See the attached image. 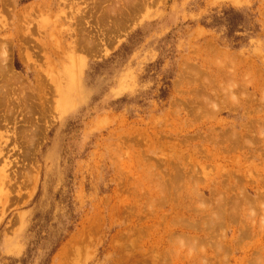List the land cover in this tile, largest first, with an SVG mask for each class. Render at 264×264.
<instances>
[{
	"label": "rangeland",
	"instance_id": "obj_1",
	"mask_svg": "<svg viewBox=\"0 0 264 264\" xmlns=\"http://www.w3.org/2000/svg\"><path fill=\"white\" fill-rule=\"evenodd\" d=\"M0 87V264H264V0H0Z\"/></svg>",
	"mask_w": 264,
	"mask_h": 264
},
{
	"label": "bare ground",
	"instance_id": "obj_2",
	"mask_svg": "<svg viewBox=\"0 0 264 264\" xmlns=\"http://www.w3.org/2000/svg\"><path fill=\"white\" fill-rule=\"evenodd\" d=\"M92 40V39H91ZM91 42V41H90ZM88 44H90V43H88ZM88 48V47H87ZM86 48V49H87ZM89 49V48H88ZM3 63H4V61H3ZM6 64V63H5ZM3 65V64H2ZM2 68V67H1ZM3 69V68H2ZM4 70H6V69H4ZM3 70H1V72H2ZM8 72V71H7ZM2 73H4V72H2ZM5 74H7V73H4V75ZM2 75V74H1ZM10 75V74H9ZM12 75V74H11ZM13 76V75H12ZM15 77V76H14ZM14 77H12V78H14ZM7 78V77H6ZM2 79V78H1ZM17 79V81H18V79L19 78H16ZM12 80V79H11ZM4 81V80H3ZM2 81V82H3ZM8 81V80H7ZM16 81V82H17ZM11 82H13V81H11ZM8 83H10V81L8 82ZM7 83V84H8ZM14 83V82H13ZM4 85H5V83H4ZM9 85V84H8ZM10 87V86H9ZM1 89H2V87H0ZM3 89H5V88H3ZM11 90H12V88H11ZM1 91V90H0ZM10 92V91H9ZM4 93H2V95H3ZM6 94V93H5ZM6 95H8V94H6ZM5 96V95H4ZM9 96H10V94H9ZM5 97H7V96H5ZM1 99V98H0ZM10 100V99H9ZM6 101V100H5ZM11 111V110H10ZM11 114H12V111H11ZM7 115V114H6ZM14 116V115H13ZM2 117H4V116H2ZM5 120V119H4ZM7 122V121H6ZM172 174H173V172H172ZM162 175V174H161ZM160 175V176H161ZM173 176V175H172ZM188 176H189V174H188ZM156 177V176H155ZM157 178V177H156ZM181 178V177H180ZM159 179V178H158ZM165 179V178H164ZM184 179V178H183ZM162 180V179H161ZM167 180V179H166ZM179 180V179H178ZM159 181V180H158ZM171 181H173V180H171ZM174 181H175V179H174ZM176 181H177V179H176ZM175 181V182H176ZM167 182H168V180H167ZM162 183V182H161ZM163 183H164V181H163ZM170 183V182H169ZM177 183V182H176ZM180 183V182H179ZM182 183V182H181ZM135 184V183H134ZM173 184V183H172ZM165 185V184H164ZM169 185V184H168ZM176 185V184H175ZM178 185V184H177ZM180 186V185H179ZM163 188H164V186H163ZM166 189V188H165ZM164 189V190H165ZM179 189H182V188H179ZM163 190V189H162ZM243 194V193H242ZM244 194H246V193H244ZM145 196V195H144ZM249 198V197H248ZM217 200V199H216ZM241 200V199H240ZM243 200V199H242ZM245 200V199H244ZM243 200V201H244ZM176 201V200H175ZM230 201H232V200H230ZM238 201V200H237ZM258 201V200H257ZM217 202V201H216ZM224 202H225V200H224ZM247 202V201H246ZM220 203H221V201H220ZM223 203V202H222ZM231 203V202H230ZM234 203V202H233ZM239 203V202H238ZM248 203V202H247ZM228 204V203H227ZM218 206H222V204H218ZM218 206H216V207H218ZM223 207V206H222ZM226 207V206H225ZM236 207V206H235ZM178 208V207H177ZM219 208V207H218ZM221 208V207H220ZM231 208V207H230ZM169 209V208H168ZM214 209H215V207H214ZM235 209V208H234ZM133 210V209H132ZM237 210V209H236ZM128 211V210H127ZM233 213V212H232ZM219 215V217H222V218H224V219H226V220H228V218H229V214L227 213V211L225 210V209H220L219 210V213H218ZM244 214V213H243ZM157 216H159V215H157ZM182 215L181 214H177L176 215V217L179 219L180 217H181ZM237 217V216H236ZM218 218V217H217ZM229 219H231V217L229 218ZM235 219V218H234ZM148 220H150V219H148ZM209 220H207V222H208ZM210 223H211V220L209 221ZM195 223V222H194ZM209 223V224H210ZM219 223V222H218ZM175 224V223H174ZM205 224V223H204ZM211 224H214L213 223V221H212V223ZM220 224V223H219ZM196 225H198V224H196ZM206 225H207V223H206ZM215 225V224H214ZM192 226V224H190V225H187V229L188 228H190ZM216 226V225H215ZM168 227V226H167ZM211 227V226H210ZM195 228H197L196 226H195ZM213 228V227H212ZM246 230V229H245ZM173 231V230H172ZM207 231V230H206ZM244 235V234H243ZM245 236V235H244ZM117 237V236H116ZM115 237V238H116ZM191 237V236H190ZM196 239V238H195ZM114 240H116V239H114ZM193 244L192 245H195V242H192ZM196 247V246H195ZM116 249V248H115ZM116 251L117 252H120L121 253V251H122V249L120 248V247H118L117 249H116ZM150 258V254H146L145 253V256L143 255V256H135V257H133V258H131V259H123V258H120L119 260H110V263L109 264H148L149 262H148V260H151V262H153V264H157V262H156V259H149ZM164 259V258H163ZM161 261L162 260H160V262L159 263H161Z\"/></svg>",
	"mask_w": 264,
	"mask_h": 264
}]
</instances>
